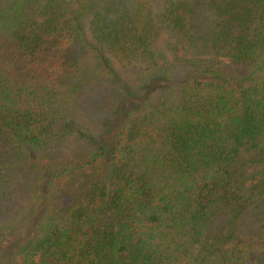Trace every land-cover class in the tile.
Here are the masks:
<instances>
[{
	"label": "trees",
	"instance_id": "16d2710c",
	"mask_svg": "<svg viewBox=\"0 0 264 264\" xmlns=\"http://www.w3.org/2000/svg\"><path fill=\"white\" fill-rule=\"evenodd\" d=\"M0 264H264V0H0Z\"/></svg>",
	"mask_w": 264,
	"mask_h": 264
},
{
	"label": "rangeland",
	"instance_id": "374dc122",
	"mask_svg": "<svg viewBox=\"0 0 264 264\" xmlns=\"http://www.w3.org/2000/svg\"><path fill=\"white\" fill-rule=\"evenodd\" d=\"M86 100L93 103L95 101V95H94V93H89L87 95V99Z\"/></svg>",
	"mask_w": 264,
	"mask_h": 264
}]
</instances>
